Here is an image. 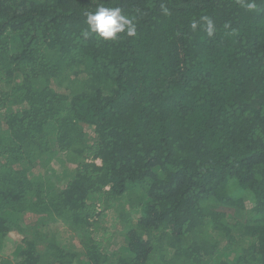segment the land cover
<instances>
[{"label":"trees","instance_id":"16d2710c","mask_svg":"<svg viewBox=\"0 0 264 264\" xmlns=\"http://www.w3.org/2000/svg\"><path fill=\"white\" fill-rule=\"evenodd\" d=\"M0 264H264V0H0Z\"/></svg>","mask_w":264,"mask_h":264},{"label":"clouds","instance_id":"9594fccd","mask_svg":"<svg viewBox=\"0 0 264 264\" xmlns=\"http://www.w3.org/2000/svg\"><path fill=\"white\" fill-rule=\"evenodd\" d=\"M246 7L255 9L256 4L249 2ZM85 23L87 29L83 35L87 38L91 33H95L103 40H116L119 33H125L127 36H136V24L133 19L122 13L120 7H107L103 3L98 4L95 11L85 14ZM208 34H212V26L209 22Z\"/></svg>","mask_w":264,"mask_h":264},{"label":"rangeland","instance_id":"374dc122","mask_svg":"<svg viewBox=\"0 0 264 264\" xmlns=\"http://www.w3.org/2000/svg\"><path fill=\"white\" fill-rule=\"evenodd\" d=\"M57 225L53 226L56 227ZM58 229H56L57 232H59L63 237H66L67 235L71 234L72 230H70L67 225L58 224Z\"/></svg>","mask_w":264,"mask_h":264}]
</instances>
